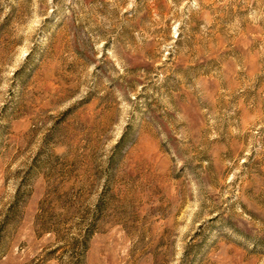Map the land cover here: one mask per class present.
Segmentation results:
<instances>
[{"label": "rangeland", "instance_id": "1", "mask_svg": "<svg viewBox=\"0 0 264 264\" xmlns=\"http://www.w3.org/2000/svg\"><path fill=\"white\" fill-rule=\"evenodd\" d=\"M0 264H264V0H0Z\"/></svg>", "mask_w": 264, "mask_h": 264}, {"label": "trees", "instance_id": "2", "mask_svg": "<svg viewBox=\"0 0 264 264\" xmlns=\"http://www.w3.org/2000/svg\"><path fill=\"white\" fill-rule=\"evenodd\" d=\"M90 234H92V233H90V231L87 233V234H85L84 236H83V250L84 249H86L87 248V244H88V237H90Z\"/></svg>", "mask_w": 264, "mask_h": 264}]
</instances>
